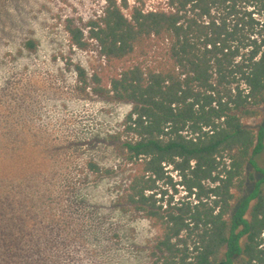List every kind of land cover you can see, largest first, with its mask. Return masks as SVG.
Wrapping results in <instances>:
<instances>
[{
    "label": "trees",
    "instance_id": "16d2710c",
    "mask_svg": "<svg viewBox=\"0 0 264 264\" xmlns=\"http://www.w3.org/2000/svg\"><path fill=\"white\" fill-rule=\"evenodd\" d=\"M64 29L72 47L94 42L105 63L122 62L108 87L74 71L82 90L131 104L116 136L130 173L116 198L158 231L147 264H264V125L246 124L264 106V0H160L149 9L104 0L99 16L66 18ZM162 184L185 193L174 199ZM16 206L0 189V264H49L38 242L46 234L35 238L29 212Z\"/></svg>",
    "mask_w": 264,
    "mask_h": 264
},
{
    "label": "rangeland",
    "instance_id": "374dc122",
    "mask_svg": "<svg viewBox=\"0 0 264 264\" xmlns=\"http://www.w3.org/2000/svg\"><path fill=\"white\" fill-rule=\"evenodd\" d=\"M139 1L147 9L160 3ZM103 8L104 0H0V189L15 197L17 212H29L35 238L46 234L38 242L49 264H147L158 233L117 203L130 167L116 136L131 104L82 90L74 71L80 65L108 87L122 65L105 63L94 42L72 47L64 29L66 18L83 25ZM260 111L246 121L255 130L264 125ZM161 187L174 199L185 193L181 185Z\"/></svg>",
    "mask_w": 264,
    "mask_h": 264
}]
</instances>
